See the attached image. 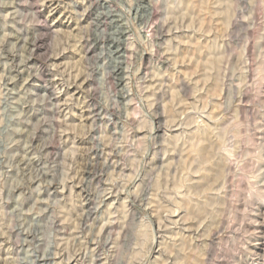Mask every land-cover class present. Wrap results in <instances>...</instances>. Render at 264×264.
<instances>
[{
    "label": "clouds",
    "instance_id": "9594fccd",
    "mask_svg": "<svg viewBox=\"0 0 264 264\" xmlns=\"http://www.w3.org/2000/svg\"><path fill=\"white\" fill-rule=\"evenodd\" d=\"M96 2L97 0H0V31L4 33L0 38V63L4 64L7 73H15L14 76L7 73L0 76V264H37V261L49 264L55 261L57 255L63 257L64 249L59 247L61 242L54 236L51 225H39L34 220L29 222L20 202L29 190L38 193L53 184L63 186L72 179L70 172L78 176L83 171L90 172L93 179L107 177L109 185L95 205L77 216L82 222L79 229L80 247L82 251L86 249L87 264H97V261L99 264H264V253L259 249L253 252L246 239L237 238L227 246L216 241L209 243L202 233L197 234L196 228L186 234L183 231V220L178 225L172 221L167 225L161 222L162 229L174 228L179 232L176 238H172L167 231L153 230L150 220L152 213L149 209L155 210L154 201L158 196L166 194V190H153L156 188V178L152 175L154 170L150 164L143 172L139 171L137 161L144 159V150H137L136 144L126 141L122 135L114 134V139L109 140L108 125L112 122L113 110L119 112L122 107L116 102V92L112 91V87L101 86L110 75L112 64L99 51L91 56L87 55L91 44L99 43L101 31L97 29L104 23L103 14L90 18L92 22L76 32L77 39L73 44L67 45L64 42L65 46L78 47L79 52L85 53L84 58L75 65L84 79H92L95 73L101 82L81 92L83 102L79 99L76 102L84 108L88 99L97 101L99 111L89 109L92 110L90 125L73 126L68 123L67 117L72 114L68 108L72 103L71 99L63 103L54 102L63 88L75 82V70L71 71V78H68V69L63 66L55 67L51 75L60 81L55 93L49 94L51 81L48 82V88L42 90L35 87V82L29 84L33 76L37 75L35 68L28 64L37 39L41 35H58L52 22L53 14L63 10L66 13L64 19L79 23L83 14L93 9ZM136 2L137 0H117L116 3V7L120 9L116 14L127 25L129 32L136 28L135 18L131 16V8ZM74 5L82 6L83 11H76ZM236 9L250 26H264V0H245L244 7L236 5ZM245 12L247 14L243 15ZM17 23L24 24L25 28H17ZM9 28L14 31H7ZM25 31H34L35 34L25 35ZM120 31L122 34L123 28ZM106 35L113 41L118 39L115 35ZM9 36L15 38L11 45L8 44ZM133 36L135 40H140L138 32ZM82 40H87L88 43L81 46ZM62 51L63 47L59 52L37 55L52 68L54 62H48L53 55H59ZM17 78L22 83L13 86L16 90L10 89L8 85ZM173 86L170 84L163 89L164 99L169 101V108L163 115L165 119L175 116L179 121L178 125L169 124L167 129L179 127L180 132L178 137H173L168 135L167 129L163 131V137L168 142L164 150L170 154L173 148L178 147L177 139L185 145L191 140L203 142L205 150L207 146H213L214 150L206 161L213 165L209 171L215 174L222 168L225 176L232 177L228 187L222 189L217 198L229 202L241 193L244 194L245 201L252 195L264 197V113H254L252 108L241 107L245 103L241 94L230 90L224 98L215 101L217 111L214 115L208 110L193 109L194 116L185 113L187 118L181 119V101L188 97L180 96L178 90L173 101L167 96ZM144 90L140 89L137 94L144 110L142 117L156 121V129H164L162 122L157 120L162 115L160 109L153 111V107L157 103H163V100L145 102ZM123 91L127 93V89ZM157 91H161L159 86L153 95ZM195 120L200 123L194 124ZM68 133L72 135L69 136ZM147 136L155 154L157 148L151 129ZM82 138L87 140L90 147H75V142ZM222 138L229 146L227 151L221 144ZM69 148L80 156L79 161L72 158ZM94 150L95 156L92 155ZM117 167L122 173L130 169L131 178L117 174ZM116 180H121V183L116 184ZM33 183L35 188L31 187ZM121 191L125 193L128 202L122 209H109L103 205L109 195L119 197ZM9 202L16 204L10 211L7 210ZM90 216L108 228V232L105 233L98 229L97 224L88 222L87 217ZM201 219L207 221V217ZM196 223L200 226L201 220L198 219ZM112 225L118 226L121 233L119 237ZM37 229L44 235H40ZM37 239L40 243L34 242ZM196 241L200 243L196 244ZM89 243L95 247H88ZM249 256H252L251 260ZM70 257L77 259L78 264H85L84 257L74 254H70ZM59 264H66V260L61 259Z\"/></svg>",
    "mask_w": 264,
    "mask_h": 264
},
{
    "label": "rangeland",
    "instance_id": "374dc122",
    "mask_svg": "<svg viewBox=\"0 0 264 264\" xmlns=\"http://www.w3.org/2000/svg\"><path fill=\"white\" fill-rule=\"evenodd\" d=\"M116 3L117 0H97L93 9L84 13L79 23L64 19L66 13H63V10L53 14L52 22L58 35H41L37 39L33 55L28 60L37 75L33 76L29 84L35 82V87L42 90L48 88V82L51 81L49 94L55 93L56 85L60 83L59 79L51 75L55 67L63 66L68 69V78H71V71L75 70V82L63 88L54 102L63 103L71 99L72 103L68 108L72 114L67 117L68 123L73 126L90 125L92 110L99 111L96 107L97 101L88 99L84 108L76 102L78 99L83 102L81 92L101 82L95 73L92 79H84L80 70L75 69V65L84 58L85 53L79 52L78 47L65 46L64 42L67 45L73 44L77 39L76 32L87 27L92 22L90 18L103 14L104 23L97 29L101 31L99 43L91 44L87 55L91 56L99 51L112 64L110 75L101 86H111L112 91L116 92V102L122 107L119 112L113 110L112 122L108 125L109 140L114 139V134L122 135L126 141L136 144L137 150H144V159L137 161L140 165L139 171L143 172L150 164L154 170L152 175L156 178V188L153 190H166V194L158 196L154 201L155 210L149 209L152 213L150 220L153 230L167 231L172 238H176L179 232L174 228L162 229L161 222L167 225L172 221L178 225L183 220V231L186 234L196 228L197 234L202 233L209 243L216 241L225 246L237 238L246 239L253 252L259 249L264 253V197L252 195L245 201L244 194L241 193L229 202L217 198L221 190L228 187L232 177L225 176L222 168L215 174L209 171L213 165L206 161L214 150L213 146H207L205 150L203 142L191 140L185 145L177 139L178 147L173 148L169 154L164 150L168 142L162 134L169 124L179 123L175 116L165 119L163 115L169 108V101L164 99L163 89L170 84L174 86L167 96L173 101L178 90L180 96L188 97L181 101V119L187 118L185 113L194 116L193 109L208 110L214 115L217 111L215 101L224 98L230 90L241 94V99L245 101L241 107L252 108L254 113H264V26H250L248 21L241 18L242 13L236 9V5L243 8L245 0H137L131 8L136 28L129 32L127 25L123 24L116 14L120 11ZM145 5L149 7V16L143 13ZM73 7L76 11H83L82 6ZM110 9L116 11L111 12ZM16 27L24 29L25 25L17 23ZM7 31L14 30L9 28ZM135 32L139 34V41L134 39ZM34 34V31H25V35ZM106 34L115 35L118 39L113 41ZM3 35L0 31V38ZM129 40L133 42L128 43ZM14 42L15 38L9 36L8 44ZM87 43V40H82L81 46ZM61 47L63 51L59 55H53L48 62H54L52 68L37 55L59 52ZM116 47H119L118 52ZM6 73L4 64L0 63V76ZM7 74L15 75L14 72ZM20 83L22 81L17 78L8 87L16 90L13 86ZM158 86L161 91L153 95ZM197 88L200 90L196 91ZM124 89H127V93ZM140 89H145V102L163 100V103H157L153 107V111L160 109L162 115L158 116L157 120L162 122L164 129H156V121L142 117L144 110L137 95ZM199 123V120L194 121V124ZM149 129L156 143L155 154L152 144L148 141ZM167 131L169 136L178 137L180 128L175 127ZM221 144L227 151L229 146L223 138ZM75 147L85 149L90 145L82 138L75 142ZM68 151L71 152V149ZM92 155H96L95 150ZM71 156L76 161L80 160L76 152H71ZM115 172L131 178L130 169L122 173L117 167ZM69 175L72 179L63 186L53 184L38 193L29 190L20 202L29 222L34 220L39 225H51L54 236L61 242L59 247L64 249L63 257L57 255L55 261L49 264H59L61 259H65L66 264H78V260L71 258L70 254L84 257L87 264L86 249L82 251L80 247L79 229L82 222L77 216L95 205L101 198V193L109 188L107 177L93 179L88 171H83L78 176L72 172ZM88 181L91 183H86ZM115 183L120 184L121 180H116ZM31 187L35 188V183ZM127 203L123 191L119 197L109 195L103 201V205L109 209H122ZM128 206L130 207V204ZM14 207L16 204L9 202L7 210L10 211ZM202 217H207V221L201 219ZM198 219L201 220L200 226L196 223ZM87 220L97 224L99 230L108 232V228L103 227L102 223L94 220L92 216L87 217ZM112 228L116 229L119 237L121 233L118 226L112 225ZM37 231L44 235L39 229ZM157 239L159 240V237ZM34 242L40 243L39 239ZM195 243L199 244L200 241ZM88 247L94 248L95 245L89 243ZM249 259L251 260L252 256H249ZM37 264L45 262L37 261Z\"/></svg>",
    "mask_w": 264,
    "mask_h": 264
},
{
    "label": "bare ground",
    "instance_id": "6f19581e",
    "mask_svg": "<svg viewBox=\"0 0 264 264\" xmlns=\"http://www.w3.org/2000/svg\"><path fill=\"white\" fill-rule=\"evenodd\" d=\"M214 4V3H213ZM216 4V3H215ZM216 10V9H215ZM218 11V10H217ZM143 13H145V15H146V13H147V15H148V13H149V7L147 6V5H145L144 6V8H143ZM150 15V14H149ZM148 15V16H149ZM122 45V44H121ZM119 46H120V44H119ZM121 47V46H120ZM116 49H117V52L119 51V47H116ZM200 149V148H199Z\"/></svg>",
    "mask_w": 264,
    "mask_h": 264
}]
</instances>
